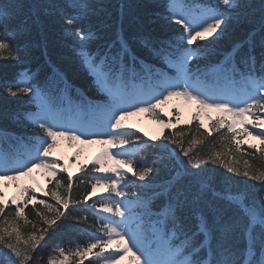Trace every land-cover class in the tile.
<instances>
[{"label": "snow or ice", "instance_id": "obj_1", "mask_svg": "<svg viewBox=\"0 0 264 264\" xmlns=\"http://www.w3.org/2000/svg\"><path fill=\"white\" fill-rule=\"evenodd\" d=\"M92 10L88 0H0V62L15 69L0 75V100L34 106L2 113L21 131L0 132V182H17L9 199L0 186V264H84L87 257L88 264H116L123 253H131L136 264H264V0H167L166 14H153L148 24L163 19L169 28L178 26V33L163 38L142 26L136 39L164 67L140 60V71L128 40L98 43L88 20ZM46 20H55L70 39L80 67L106 96L103 103L84 98L65 106L63 72L52 69V78L65 85L57 96L48 80L40 81L26 66L33 48L46 49ZM234 24L250 25L249 39L232 43L218 63L193 69L192 61L213 52ZM257 31L259 54L251 39ZM173 98L196 106L197 124L188 131L178 127L179 106L164 112L162 105ZM136 113H148L161 125V135L143 140L139 149L136 142L143 138L124 123ZM29 126L35 129L31 134ZM58 138L104 147L77 176L66 160L60 162ZM243 155L249 159L241 168ZM214 168L224 171L213 174ZM33 169H43L49 182L55 181L52 187L45 190L36 182ZM165 170L167 176L153 183ZM74 177L82 188L74 189ZM21 178L32 182L20 183ZM236 178L261 188L237 189ZM156 199L163 205L153 213ZM70 207L84 214L73 215ZM88 212L95 223L88 224ZM84 226L90 233L86 240H54L58 232ZM238 238L244 240L242 249L236 247Z\"/></svg>", "mask_w": 264, "mask_h": 264}, {"label": "trees", "instance_id": "obj_2", "mask_svg": "<svg viewBox=\"0 0 264 264\" xmlns=\"http://www.w3.org/2000/svg\"><path fill=\"white\" fill-rule=\"evenodd\" d=\"M23 2L28 4L31 3L32 0H23ZM88 2L93 6V10L89 15L88 20L100 37V40L98 41L99 44H111L113 42H118L121 38L126 39L129 41L133 53L138 57L136 64L137 71H140V60H143L146 64L155 65L156 67H164L159 58L154 56L139 42L138 39H136V34L141 30L142 26L152 31L154 34L162 36L163 38H167L165 34L176 35L178 33V26L169 28L167 26V22L163 19L158 20L154 24H148V19L153 18V14L160 13L161 16L166 14L165 4L167 0H88ZM198 2L214 4L215 0H198ZM255 2L258 4L259 0H255ZM252 31L253 29L250 25L234 24L229 29L228 37L223 41L217 42L213 52H211L206 58H202L199 61H192V68L195 69L197 64H199L201 68H204L206 65L218 63L223 59V54L230 51V46L232 43L248 40L249 33ZM43 34V44H46V49L44 46L33 48L31 50L30 62L26 66L31 68L33 72H37V76L40 81L48 80L53 93L57 96L60 90L64 89L65 85L59 80L52 78L53 68L63 72L64 79L68 85L66 93L70 98H72L73 101L79 102L81 100V104L84 98H86L87 101H92L95 103L104 102L106 100V96L97 89L93 83L92 77L80 67L77 59L71 52L70 39L63 35L59 25L55 22V20L45 21ZM35 38L38 42L40 41L39 35H36ZM251 39L255 45L256 53L259 54L261 51V33L257 31L256 35ZM14 70L15 69L10 63L5 64L4 62H0V75L5 73L11 75ZM241 71H243V68H241ZM21 104H23L25 107L34 109V106L28 105L24 101H15L11 99L7 101L0 100V132L19 134L21 131L19 126L11 119H5L2 113L13 107H18ZM196 124L197 121L193 119L192 114L188 120L183 121L182 125L178 127L183 128L184 131H188L189 128L195 126ZM184 125H188V127H184ZM206 125L211 127L210 121H208ZM133 130L143 138L141 141L136 142V147L138 149L145 147L143 140H150L152 136L145 133L144 131L140 132V129L138 128H133ZM27 131L29 134H31L35 131V129L32 126H29ZM164 131L165 134H167L168 130L165 129ZM213 135L215 136L216 134L214 133ZM249 143L260 145V141H249ZM154 151L155 149L148 148L149 153ZM247 151L250 152L251 150L248 149ZM141 155H144V153H141ZM256 155L257 158L255 159L254 164L258 168L262 167L258 153ZM238 159L241 161L240 167L243 168V160L249 159V157L247 155H243L238 157ZM93 163L94 161L84 163L81 165L79 170L73 173L79 176L81 175L82 169L85 165H87L88 168H91ZM84 170L86 171L87 169ZM223 171L224 170L222 168H214L213 174H220L223 173ZM166 176L167 170L162 171L159 176H156L153 179V183H159ZM58 178L63 179L64 177L58 173ZM54 183V180L50 183L48 179L45 190L51 188ZM73 184L74 189L83 187L79 184V181H77L75 177L73 178ZM233 187L237 189H247L251 192H258L261 188V185L259 182L251 181L246 178H236L233 182ZM97 193L99 194L102 192ZM76 195L77 192L74 190L73 197L75 198ZM40 198L43 197L41 196ZM162 205L163 201L161 199L153 200L151 204V211L153 213L161 211ZM26 211L28 210L26 209ZM69 211H71L73 215L84 214L79 209H73L71 207ZM135 211L139 213L141 209L137 208ZM86 214L89 216L88 224H93L96 222L92 212H88ZM145 219H147V217H145ZM152 219H156V217H152ZM256 234H259L258 227L256 229ZM89 235L90 233L87 229V226H84L82 228L58 232L54 237V240L58 239L64 242L80 241L86 240ZM147 239L148 242H150L154 238L149 233ZM235 244L236 247L240 249L245 246L243 238H238L235 241ZM200 258L207 259L208 257L207 255H202ZM89 259H91V257L85 258L84 264H88ZM133 264H136L135 260H133Z\"/></svg>", "mask_w": 264, "mask_h": 264}, {"label": "rangeland", "instance_id": "obj_3", "mask_svg": "<svg viewBox=\"0 0 264 264\" xmlns=\"http://www.w3.org/2000/svg\"><path fill=\"white\" fill-rule=\"evenodd\" d=\"M59 96V95H58ZM179 106V110L182 114V121L188 120L196 110L195 104H189L188 102L180 99L173 98L168 101L167 104L162 105L165 113H171L175 108ZM213 116L218 115V113L213 112ZM208 118L204 117L205 124L208 123ZM126 126H134L133 128L143 129V131L149 135L158 136L161 134V125L157 120L151 117L148 113H136L125 117L124 121ZM84 139H89L85 137ZM248 141L259 142V140L253 137H246ZM104 145L100 143H82L81 141L69 142L66 138H58V148L56 153L58 157H64L61 163L67 161L68 167L72 172L79 169V167L90 161H94L96 155L103 149ZM79 151V156L76 157L74 154ZM33 177H35L36 182H38L44 189L48 182V178L45 175L43 169H33ZM28 182L31 183L30 178H21L20 183ZM0 186L3 187L5 192V199H9L17 191V182L4 180L0 182ZM97 192H103L101 188L97 189ZM108 251H111L109 249ZM133 258L131 253H123L121 258L116 261V264H133Z\"/></svg>", "mask_w": 264, "mask_h": 264}]
</instances>
